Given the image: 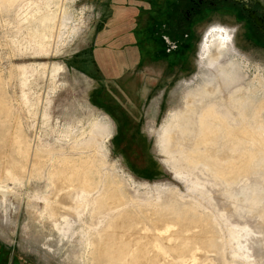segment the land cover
<instances>
[{
  "label": "rangeland",
  "instance_id": "1",
  "mask_svg": "<svg viewBox=\"0 0 264 264\" xmlns=\"http://www.w3.org/2000/svg\"><path fill=\"white\" fill-rule=\"evenodd\" d=\"M125 3L130 0H0V131L9 138L22 136L24 140L14 146L10 142L0 156V244L14 248L31 264H92L94 241L109 218L108 214L96 217L95 212L109 189L119 186L124 196L122 208L139 217L131 224L141 228L137 235L148 246L151 259L159 251L151 245L157 243L163 261L174 264H264V242H256L264 231L261 205L245 200V194L256 190L251 187L256 181L264 184V163H255L250 173L239 180L240 185L223 189L225 194L217 186L212 191L208 185H217V181L185 165L172 147L169 131L184 90L201 70L202 55L212 32L231 35V46L240 50L244 60L261 66L263 75L264 38L251 29L247 12L243 15L233 9L229 12L209 8L191 24L187 57L178 53L171 59L172 55L161 54L147 65L127 59L121 65L109 62V75H103L86 59L90 51L94 55L97 43L113 47L110 35L117 28L115 39L130 33V28L123 29L122 22L119 27L111 25L113 15ZM159 15L155 11L151 17L157 19ZM120 44L122 50L126 49L127 44ZM132 52L122 55L132 59ZM121 71L136 75L125 80L116 78ZM118 83L120 87L131 84L140 92H149L141 102L126 99V109L132 110L131 114L123 106L106 109L101 99V94L107 98L108 89L113 91ZM156 97L157 101H153ZM262 100L264 87L253 95L254 103ZM252 105L244 103V124L264 122V108L254 117ZM107 112L115 120V131ZM127 118L136 119L130 127ZM173 122L179 127L178 120L174 118ZM117 123H121L119 129ZM120 129L124 137L135 131L142 134L147 161L139 158L133 149L135 144L127 149L119 142ZM12 157L27 167L25 174H19L14 166V171L4 172ZM63 157L84 160L85 166L95 169L92 171L97 175L98 188L92 193L82 192V214L56 218L52 205L59 195L52 196L49 171ZM243 186L244 194L237 198L252 210H244L242 216L235 213L233 219H228L221 207L232 212L226 196ZM212 192L214 200L210 199ZM257 194L264 197V190ZM170 204L181 217L208 219L218 249L212 251L194 244L189 252H183L175 249V226L155 232V226L163 227L154 221L155 214ZM34 205L36 209H32ZM260 230L263 231L259 233Z\"/></svg>",
  "mask_w": 264,
  "mask_h": 264
},
{
  "label": "bare ground",
  "instance_id": "2",
  "mask_svg": "<svg viewBox=\"0 0 264 264\" xmlns=\"http://www.w3.org/2000/svg\"><path fill=\"white\" fill-rule=\"evenodd\" d=\"M230 36L226 34L224 37L217 31L211 33L207 50L202 55L201 70L193 83L184 90L179 110L172 114L173 124L169 128L172 147L183 158L185 165L213 177L218 184L208 186L211 189L217 186L222 194H225L224 188H230L237 183L240 185L239 180L250 173L255 163H264V122L255 120L253 123L244 124L245 102L253 104L254 117L264 108V100L256 103L253 101V95L264 87V75L261 66L244 60L240 50L231 46L233 38ZM174 118L178 120L179 127L174 125ZM0 140V156L10 142L13 146L24 142L22 136L9 138L2 131ZM34 161L39 164L38 159ZM83 161L63 157L49 171L53 182L52 196L54 198L59 195L52 205L56 218L82 214V192L92 193L98 188L95 178L97 175L94 176L92 171L95 169L85 166ZM12 166L19 174H25L27 171L25 165H19L12 157L4 172L9 174L14 171ZM204 174L202 176H205ZM262 182L256 181L251 186L256 187V190L249 195L245 194V200L247 203L256 202V206L261 205L259 215L264 220V197H258L257 194L258 191L264 190ZM239 194H244V186L241 190L234 189L232 194L226 196L225 200L233 207L232 212L224 206L221 207L220 211L228 219H233L235 213L242 216L244 210H252L247 203L238 200ZM210 197L214 200L213 192ZM123 204L124 196L120 187L113 186L105 195L102 206L95 212L96 217L99 214H108L109 218L94 241V250L91 251L92 264H174L173 261H163L157 243L151 245L159 250L151 259L148 246L142 243L137 235L141 228L131 224L132 221L139 220V217L133 212L123 210ZM170 206L162 210V213L155 214L157 216L154 221L163 225L162 228L155 226V232L160 229L168 231V227L175 226L172 230V235L178 240L175 249L183 252H189L194 244L203 245L212 251L218 249L214 230L208 219L202 216L193 219L181 217L174 206ZM32 209H36V206H32ZM261 231L263 230L259 233ZM258 236L260 237L256 242L262 240L260 243H263L264 231ZM76 257L80 259L81 255Z\"/></svg>",
  "mask_w": 264,
  "mask_h": 264
},
{
  "label": "flooded vegetation",
  "instance_id": "3",
  "mask_svg": "<svg viewBox=\"0 0 264 264\" xmlns=\"http://www.w3.org/2000/svg\"><path fill=\"white\" fill-rule=\"evenodd\" d=\"M126 1V0H124ZM136 3L132 5L130 3L119 7L122 12L127 13V17L122 20L121 26L123 29L130 28L128 35H121L116 39L111 40L112 50L108 54L110 61L116 59H127L130 62L137 64L149 60L152 58L155 60L161 54H170L171 59L174 56L186 54V50L189 46V41L192 39L191 28L198 17L205 12V10L221 8L228 10L232 9L238 13L243 14L247 12L251 19L250 27L254 28L259 38H264V4L260 0H135ZM161 13L157 19L151 17L153 12ZM181 13V14H179ZM154 18V19H153ZM118 28L114 35L119 31ZM144 33V35H142ZM256 40L259 39L255 35ZM149 39V40H148ZM127 44L126 49L122 50L120 47L122 44ZM150 44V45H149ZM159 46V49L156 48ZM146 47V48H145ZM152 47V50H151ZM153 47L155 50H153ZM130 49V50H129ZM135 49V50H134ZM122 50V51H121ZM135 52L132 57H124L122 54L126 51ZM174 55V56H173ZM162 59V58H160ZM114 90V88H112ZM110 91L107 94L109 99ZM135 122V121H134ZM132 123V121H131ZM119 129L121 123H117ZM128 127L131 126L127 123ZM134 125V124H132ZM118 140L127 149L129 145H133V149L136 151L139 158L147 161L146 141L139 131L133 132L131 135L124 137L123 130L117 131ZM129 151V150H128ZM131 152V151H130ZM124 155L129 153L123 148ZM132 153V152H131ZM134 159L137 157L133 155ZM134 162V160H132ZM140 161H137L139 163ZM146 164V163H145ZM26 261V262H23ZM0 264H31L28 259L22 258L21 255L14 248H0Z\"/></svg>",
  "mask_w": 264,
  "mask_h": 264
},
{
  "label": "crops",
  "instance_id": "4",
  "mask_svg": "<svg viewBox=\"0 0 264 264\" xmlns=\"http://www.w3.org/2000/svg\"><path fill=\"white\" fill-rule=\"evenodd\" d=\"M126 17H127V13H124V12H122V10L117 9V12L115 13V15H113V18L111 19V23H112L111 25L113 27H119L120 23L122 22V20L125 19ZM113 30H115V29H113ZM110 37H111V40H112L113 37H114V33H112L110 35ZM94 48H95L94 49L95 50L94 55L90 51V56H88V59H86V61H88V65L92 64V66H94V68L97 67L98 70H99L98 73L102 72V73H104L103 75H109L110 67H107V65L109 66V64H108L109 62L110 63H114V64L119 63V65H121L122 63L126 62L124 60H120L119 61L118 59H116L115 61H110L108 59V54L112 52L111 51L112 49L110 47H107V46L104 47L103 45H101V44L99 45L97 43L96 47H94ZM156 60L157 59L153 60L152 58H150L149 60L145 61L144 64L147 65V64H149V63H151L153 61H156ZM136 63H138V62H136ZM96 75H99V74H96ZM135 75H136V73L132 72V71L131 72H127L125 74H122V71H121L120 75H116V78H123L122 80H125V79H131ZM130 85H127V86L124 85V87H120L119 83L116 84L115 86H117V87H115L114 90L109 93L110 94V98L109 99L108 98H104L103 95L101 94V99L104 100V102H105L104 104H106V106H107V107L105 106L106 109H110L108 107L109 106H114V105L117 108H121L123 106L122 109H124V111L128 112V110L126 109V106H128L126 104V99L127 98H128V102H130V101L133 102L135 100H139L141 102V101H143V98H145V97L147 98V95L149 94L147 89H144V91L140 92L139 87H137L135 89V88L130 87ZM108 92H109V89H108ZM157 99H158V97L153 98L152 100L153 101H157ZM131 112H132V110L129 111L128 113L131 114ZM135 120L136 119H134V118L133 119L127 118L126 119V123H130L131 124V121L133 122ZM111 121H112L113 129L115 131V120H114V118L112 116H111ZM113 135H114V132H113Z\"/></svg>",
  "mask_w": 264,
  "mask_h": 264
},
{
  "label": "trees",
  "instance_id": "5",
  "mask_svg": "<svg viewBox=\"0 0 264 264\" xmlns=\"http://www.w3.org/2000/svg\"><path fill=\"white\" fill-rule=\"evenodd\" d=\"M188 30H190V29H188ZM145 48H146V47H145ZM156 48L159 49V46H156ZM151 50H152V47H151ZM153 50H155L154 47H153ZM158 56H160V55H158ZM0 248H2V244H0Z\"/></svg>",
  "mask_w": 264,
  "mask_h": 264
},
{
  "label": "water",
  "instance_id": "6",
  "mask_svg": "<svg viewBox=\"0 0 264 264\" xmlns=\"http://www.w3.org/2000/svg\"><path fill=\"white\" fill-rule=\"evenodd\" d=\"M264 4V0H260Z\"/></svg>",
  "mask_w": 264,
  "mask_h": 264
}]
</instances>
